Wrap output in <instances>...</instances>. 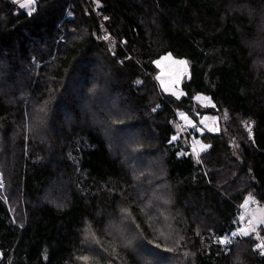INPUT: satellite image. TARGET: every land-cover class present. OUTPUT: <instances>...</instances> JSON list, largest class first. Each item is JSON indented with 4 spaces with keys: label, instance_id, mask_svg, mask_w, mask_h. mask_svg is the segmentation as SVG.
Instances as JSON below:
<instances>
[{
    "label": "trees",
    "instance_id": "16d2710c",
    "mask_svg": "<svg viewBox=\"0 0 264 264\" xmlns=\"http://www.w3.org/2000/svg\"><path fill=\"white\" fill-rule=\"evenodd\" d=\"M195 94L221 122L189 124L198 157L170 123L201 128ZM0 172V264H156L139 238L175 249L162 264H264L255 233L212 238L264 205V0H0Z\"/></svg>",
    "mask_w": 264,
    "mask_h": 264
},
{
    "label": "snow or ice",
    "instance_id": "6c2138e0",
    "mask_svg": "<svg viewBox=\"0 0 264 264\" xmlns=\"http://www.w3.org/2000/svg\"><path fill=\"white\" fill-rule=\"evenodd\" d=\"M34 0H28V4H32ZM27 5L24 3L20 4L21 8L26 7ZM31 14V13H30ZM107 20L108 17H105ZM98 39H104L108 40V36H103V37H98ZM110 42V41H109ZM163 61H168L170 62L171 65H175L176 67L172 70L166 71L168 68L167 65H163ZM152 63L156 66L157 69H160V74L157 75L155 78L156 80L160 81L161 86L164 88V90L167 92L169 91V86L170 85H178L181 82V78L185 75V71L187 69L188 61L184 59H174L172 53H168L167 55H164L160 57L159 59H156L152 61ZM137 83H140L137 81ZM172 95H177L176 92H172ZM180 95H183V93H180ZM177 98L178 95H177ZM201 98L200 94H197L194 99L199 100ZM204 99L209 101V104L212 108H215L216 105L211 102V98L209 97H204ZM155 111V109H154ZM182 117L185 119H188V117L184 113H180ZM209 118L215 120L217 117H207L205 116L200 123L204 124L206 120ZM118 123H123L122 120L117 121ZM189 124L191 125L192 128L196 129V131L203 133V129L197 127V125L192 122L191 120L189 121ZM43 127V124L41 122H34L32 131L34 134H37L40 129ZM205 127H207L205 125ZM208 132H214L217 131L218 129L216 128H207ZM251 135V133H250ZM173 141L177 139L176 135H173L171 138ZM197 142H194V145ZM207 147V145H205ZM193 151H195V146H193ZM198 155V153H197ZM199 163V160L197 161ZM262 200H264V197H261ZM248 199H245L244 204L246 205L248 203ZM244 205H241L243 207ZM261 213H264V208L260 209ZM241 220H243V217H240ZM136 228H139V225H136ZM259 228H264V216H262L260 219H253L249 222V228H244V227H237L235 230H231L227 234H213V239L215 242L219 245L225 246V249L227 250L228 245L232 244V239L231 237H236L238 234L242 237H247L250 235V233H255L256 238L258 240L264 241V237L260 236V232L258 231ZM151 246V247H149ZM138 247L143 251L146 252L149 255L155 256L156 257V264H162V262L167 261L168 257L164 255V253H173L175 251L174 248L172 247H163L162 245L158 242H154L153 240H148L147 244L143 242L142 238H139V243ZM256 248L261 250V255H264V243H260L256 245ZM159 250V251H158ZM104 251H107L106 249ZM81 259H88V257H81ZM107 264H112L111 260L107 261Z\"/></svg>",
    "mask_w": 264,
    "mask_h": 264
},
{
    "label": "rangeland",
    "instance_id": "374dc122",
    "mask_svg": "<svg viewBox=\"0 0 264 264\" xmlns=\"http://www.w3.org/2000/svg\"><path fill=\"white\" fill-rule=\"evenodd\" d=\"M108 41H110L109 42V44H110V46L112 47V44H116V40L115 39H113V38H109L108 39ZM173 58L174 59H178V58H176V57H174L173 56ZM185 60V59H184ZM162 64L163 65H167L168 66V68L166 69V71H169V70H172V69H174L176 66L175 65H171L170 64V62H168V61H163L162 62ZM189 65H187V69H186V71H185V75L181 78V82H180V84H178V85H170L169 86V91H165L164 90V88L161 86V89H162V91H163V94H164V96H167L168 94H169V96H171V97H173V98H175L174 96H179V97H181L182 95H180V93H183V95H187V93L183 90V88H182V85H183V83L186 81V80H188L189 79V77H190V74H189V67H188ZM160 74V69L158 70V75ZM159 82V84H160V81H158ZM161 85V84H160ZM73 91V90H72ZM160 91V90H159ZM73 92H75V91H73ZM172 92H176L177 93V95H172ZM161 93V92H160ZM197 94H195V95H193V105L194 106H198L200 109H196V108H193V110L191 111V113L196 117V118H198L197 119V122L198 123H200V121L205 117V116H207V117H213V116H215V117H217V115L215 114V110H213V111H211V110H208L209 109V107H210V104H209V101L208 100H206V99H204V96L202 97L201 95V98L199 99V100H197V99H194V97L196 96ZM162 99H163V96L161 97ZM173 98H170V99H173ZM165 99V98H164ZM163 99V100H164ZM154 109H155V111H154ZM158 109H159V107H158V104L157 105H155L154 107H153V112H156V111H158ZM178 113H179V117L182 119V122L184 123V124H182V123H180V121L178 122L177 121V124L176 123H172V121L170 122L171 123V125H172V127H173V129L175 130V132H176V130H177V127H179V129H180V131L181 132H183V133H186V135H188V137H189V143H190V146H191V150H192V153H193V155L194 156H196V157H198V155L200 154V152H201V148L202 147H200L199 146V144H198V142L196 141V140H194L191 136L193 135L192 134V132L188 129L189 128V119H185L184 117H182L181 115H180V113H182L179 109H177L176 110ZM221 117H222V115H221ZM249 123H252L251 125H250V127H249V129H252V127H253V121H250V122H248L245 126L247 127V125L249 124ZM201 124V123H200ZM205 125L207 126V127H205ZM203 127H205L206 129L207 128H216V129H220L221 128V122H219V119L217 118V119H215V120H213V119H211V118H209L208 120H206L205 121V123L204 124H201V128H203ZM199 128H200V126H199ZM217 130V131H218ZM217 131H214V132H217ZM247 131V130H246ZM250 131V130H249ZM247 133H248V137L249 138H252V135L253 134H251L250 135V133L247 131ZM176 134V133H175ZM174 134V135H175ZM194 142H197V143H195V145H194ZM193 146H195V151H193ZM197 153H198V155H197ZM1 177H2V175H1V172H0V188L1 189H3V182H2V180H1ZM43 197V196H42ZM245 199H248V203L245 205L244 204V201H245ZM244 199V201H243V204L242 205H244L243 206V211H245V216H246V218H247V220H248V222L245 224V225H241V227H244V228H249V222L251 221V220H253L254 218L255 219H260L262 216H264V213H261V211H260V209H262V208H264V205H261V204H258V203H256L255 202V200H253L252 198H250V197H246ZM239 235V234H238ZM257 244H260V242L259 241H257L256 242V244H255V248H256V245Z\"/></svg>",
    "mask_w": 264,
    "mask_h": 264
},
{
    "label": "built area",
    "instance_id": "2783aa9c",
    "mask_svg": "<svg viewBox=\"0 0 264 264\" xmlns=\"http://www.w3.org/2000/svg\"><path fill=\"white\" fill-rule=\"evenodd\" d=\"M98 14H100V12L98 13ZM66 15L67 16H70L71 17V14H70V12H69V10H67L66 11ZM70 17H67V18H70ZM103 34L105 35H108V36H110L109 38H112V36L111 35H109L108 33H107V30L104 28V30H103ZM108 43H109V41H108ZM110 45V44H109ZM112 46H113V44H112ZM110 48H112L111 46H110ZM252 123H249L248 125H247V127H246V130L249 132V133H251V134H253V127H252V129H249V127H250V125H251ZM250 130V131H249ZM260 243H262L261 242V240H258ZM255 248V247H254ZM256 250H259L260 252H261V250L260 249H258V248H255Z\"/></svg>",
    "mask_w": 264,
    "mask_h": 264
}]
</instances>
